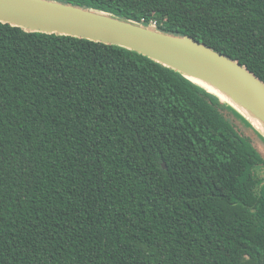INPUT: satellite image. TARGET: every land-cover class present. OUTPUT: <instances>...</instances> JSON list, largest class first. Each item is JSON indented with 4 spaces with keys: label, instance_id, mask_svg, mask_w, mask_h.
I'll return each mask as SVG.
<instances>
[{
    "label": "trees",
    "instance_id": "obj_1",
    "mask_svg": "<svg viewBox=\"0 0 264 264\" xmlns=\"http://www.w3.org/2000/svg\"><path fill=\"white\" fill-rule=\"evenodd\" d=\"M57 1L264 83V0ZM0 264H264V138L145 55L0 20Z\"/></svg>",
    "mask_w": 264,
    "mask_h": 264
},
{
    "label": "water",
    "instance_id": "obj_2",
    "mask_svg": "<svg viewBox=\"0 0 264 264\" xmlns=\"http://www.w3.org/2000/svg\"><path fill=\"white\" fill-rule=\"evenodd\" d=\"M0 20L28 30L84 37L136 51L179 72L201 89L193 80L232 101V95L242 98L264 121L261 79L240 63L188 36L57 0H0Z\"/></svg>",
    "mask_w": 264,
    "mask_h": 264
},
{
    "label": "bare ground",
    "instance_id": "obj_3",
    "mask_svg": "<svg viewBox=\"0 0 264 264\" xmlns=\"http://www.w3.org/2000/svg\"><path fill=\"white\" fill-rule=\"evenodd\" d=\"M193 81L197 85L203 86L201 82L196 80ZM220 89L225 93L228 92L225 88H220ZM232 98L234 99V101H231V103L235 107H238V111L239 112L241 111L242 115H244L252 123L253 127L264 137V121L262 120V118L256 112H254L250 107H248L246 105V102L242 98L236 95H232Z\"/></svg>",
    "mask_w": 264,
    "mask_h": 264
},
{
    "label": "rangeland",
    "instance_id": "obj_4",
    "mask_svg": "<svg viewBox=\"0 0 264 264\" xmlns=\"http://www.w3.org/2000/svg\"><path fill=\"white\" fill-rule=\"evenodd\" d=\"M203 86H201L202 87V89H204L205 87H206V85H204V84H202ZM199 86V85H198ZM224 99L228 102V103H230L236 110H238V107H235L232 103H231V101L232 100H230L229 98H225L224 97ZM230 100V101H229ZM235 103V102H234ZM239 112V111H238ZM241 112V111H240ZM239 112V113H240ZM241 114H242V112H241ZM246 118V117H245ZM247 119V118H246ZM248 120V119H247ZM248 122L252 125V123L248 120ZM253 126V125H252Z\"/></svg>",
    "mask_w": 264,
    "mask_h": 264
}]
</instances>
